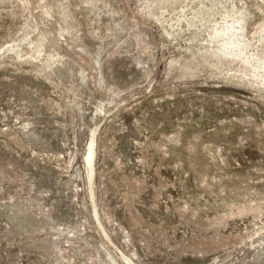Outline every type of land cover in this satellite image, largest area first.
I'll list each match as a JSON object with an SVG mask.
<instances>
[{
  "label": "rangeland",
  "instance_id": "rangeland-1",
  "mask_svg": "<svg viewBox=\"0 0 264 264\" xmlns=\"http://www.w3.org/2000/svg\"><path fill=\"white\" fill-rule=\"evenodd\" d=\"M0 264H264V0H0Z\"/></svg>",
  "mask_w": 264,
  "mask_h": 264
}]
</instances>
